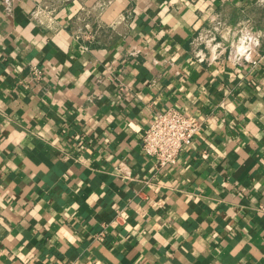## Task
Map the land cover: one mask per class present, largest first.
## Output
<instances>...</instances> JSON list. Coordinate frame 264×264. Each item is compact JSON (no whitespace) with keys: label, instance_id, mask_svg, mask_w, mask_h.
Instances as JSON below:
<instances>
[{"label":"crops","instance_id":"crops-1","mask_svg":"<svg viewBox=\"0 0 264 264\" xmlns=\"http://www.w3.org/2000/svg\"><path fill=\"white\" fill-rule=\"evenodd\" d=\"M218 14L264 55L260 0H0V264H264V59L198 61Z\"/></svg>","mask_w":264,"mask_h":264},{"label":"built area","instance_id":"built-area-1","mask_svg":"<svg viewBox=\"0 0 264 264\" xmlns=\"http://www.w3.org/2000/svg\"><path fill=\"white\" fill-rule=\"evenodd\" d=\"M264 3V1H262ZM248 37L249 39H245ZM248 51L239 54L241 41ZM195 45L199 48L195 55L198 61L222 59L235 65L259 64L261 54V34L250 24L232 27L219 17H213L209 26L197 37ZM204 46V50L203 47ZM201 48V49H200ZM40 71L34 69V73ZM202 123L177 108H170L157 115L155 121L144 131L142 150L157 166L165 168L179 159L182 150L190 146L199 135Z\"/></svg>","mask_w":264,"mask_h":264},{"label":"clouds","instance_id":"clouds-1","mask_svg":"<svg viewBox=\"0 0 264 264\" xmlns=\"http://www.w3.org/2000/svg\"><path fill=\"white\" fill-rule=\"evenodd\" d=\"M245 39H249L248 37H245ZM248 51L247 47L244 44V40L241 41V46L239 48V54L244 55Z\"/></svg>","mask_w":264,"mask_h":264},{"label":"rangeland","instance_id":"rangeland-1","mask_svg":"<svg viewBox=\"0 0 264 264\" xmlns=\"http://www.w3.org/2000/svg\"><path fill=\"white\" fill-rule=\"evenodd\" d=\"M262 1H264V0H260V3L261 4H263L264 5V3L262 2ZM217 16H219V18H220V15L218 14ZM221 19V18H220ZM246 24H250L251 26H252V24L251 23H246ZM240 25H235L234 27H239ZM253 27V26H252ZM255 31H257V30H255ZM261 34V33H260ZM261 45H262V36H261Z\"/></svg>","mask_w":264,"mask_h":264}]
</instances>
